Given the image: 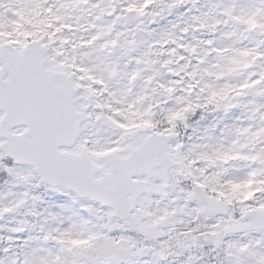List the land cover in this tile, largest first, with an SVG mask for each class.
<instances>
[{
    "label": "snow or ice",
    "instance_id": "obj_1",
    "mask_svg": "<svg viewBox=\"0 0 264 264\" xmlns=\"http://www.w3.org/2000/svg\"><path fill=\"white\" fill-rule=\"evenodd\" d=\"M0 264H264V0H0Z\"/></svg>",
    "mask_w": 264,
    "mask_h": 264
}]
</instances>
